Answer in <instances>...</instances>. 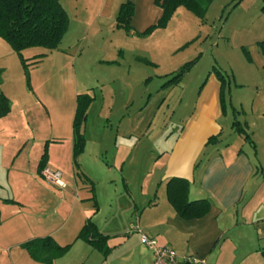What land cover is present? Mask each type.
<instances>
[{"label": "rangeland", "instance_id": "374dc122", "mask_svg": "<svg viewBox=\"0 0 264 264\" xmlns=\"http://www.w3.org/2000/svg\"><path fill=\"white\" fill-rule=\"evenodd\" d=\"M84 1L62 0L70 19L62 45L71 53L44 48L52 51L51 55L25 69L18 53L0 38V94L10 100L15 118L13 123L0 118V264H42L22 244L36 236H70L72 231L71 207L85 190L57 188L38 169L46 141L69 127L63 117L68 106L64 96L74 97V103L79 93L94 98L86 123L89 146L84 164H93L99 178L103 175L97 163L113 167L112 189L119 209L114 223L112 216L104 228L115 232L126 219L127 233H131L130 222L136 223L138 218L131 190L140 196L153 188L151 175L152 184L161 176L159 155L168 146V130L173 129L174 134L179 130L178 111L185 106L181 100L188 103L195 98L214 68L231 77L236 71L235 76L245 86H236L241 81L232 78L231 91L234 88L243 96L250 95L256 89V79L264 75V56L255 39L261 20L252 27L248 21L256 8L254 0H212L203 16L180 6L168 24L149 33L144 31L161 16L143 30L132 21L128 28L117 22V16L114 22L106 20L99 3L84 5ZM245 48L252 61L247 59ZM190 62L192 65L177 79L180 69ZM167 81H171L169 85ZM33 85H39L40 95L47 97L49 104L43 102L50 113L36 98ZM62 144L69 146L68 141ZM80 166L68 156L63 157L60 170L65 176L71 173L83 179L87 171ZM99 190L105 195L108 184L101 183ZM105 209L102 217L109 215ZM119 238L115 236L112 242Z\"/></svg>", "mask_w": 264, "mask_h": 264}, {"label": "crops", "instance_id": "0c3cea01", "mask_svg": "<svg viewBox=\"0 0 264 264\" xmlns=\"http://www.w3.org/2000/svg\"><path fill=\"white\" fill-rule=\"evenodd\" d=\"M124 1L127 0H85L84 5L99 3V6L103 7L100 11L102 16L114 22ZM129 1L135 5L132 23L138 29L143 30L146 25L162 15V8L156 0ZM255 5L256 8L248 21H251L252 27L257 20H261L255 29V39L258 42L264 37L262 0H254ZM176 15L175 13L173 17ZM58 50L65 54L71 53L63 45ZM51 52L44 47L43 49L32 47L23 50L22 53L32 67L39 65L44 58L51 55ZM41 54L44 55L38 58ZM262 70L264 71V64ZM1 71L0 67V76ZM233 73V78L241 81L235 76L236 71ZM0 83L3 84L2 77ZM236 83L245 86L244 81ZM255 83L256 89L248 96L237 95L234 88L231 91V103L240 111L237 119L250 134L255 147L234 128V114L231 107L227 113H223L221 81L215 72H211L200 86L195 98L188 103L185 99L181 100L185 106L182 111H178L179 130L177 134H174L173 129L167 132L165 142L168 146L159 155L163 166L162 174L156 178V182L153 180V184L151 175L153 188L148 192L144 190L140 196L131 190L135 215L138 217L137 223L142 230L156 238L159 244L173 247L180 255L193 254L206 259L207 264H240L247 259L246 264H264V255H261L264 252V75L262 79H256ZM38 87L39 85H33L32 89L36 98L39 102L48 103L47 97L40 95ZM2 91L6 92L5 89ZM62 99L64 105H68L64 107L66 113L63 117L66 123L68 121L69 127L65 126L55 134L56 136L47 140L48 144L47 141L45 143L48 151L47 166L57 170L61 169L63 157L69 156L75 161L73 119L77 101L75 98L74 103V97L71 95H66ZM186 108L188 109L184 111ZM47 110L50 113V109ZM0 118L13 123L15 118L12 108L7 115ZM1 128L3 125H0ZM212 136H217L218 140L210 142ZM66 141L69 142V146L64 148L62 142ZM133 145L132 154L138 143ZM88 146L87 137L84 151L77 157V164L87 171V174L82 171L84 178H78L71 173L65 176L60 170L64 175L65 186L55 185L68 192L79 187L85 190V194L81 196L80 201L75 199L76 202L72 204L69 215L72 217L70 236L54 234L59 244H71L70 249L57 258L54 264H150L154 257L153 251L141 242L140 233H127L129 221L127 225L125 219L124 226L117 230L118 232L104 228L110 217L113 216L112 222L118 214L119 203L115 201L118 196L114 194L115 189H112L115 175L111 173L113 167L108 164L97 163L96 168L100 166L103 178L97 177L93 172V164L87 163L91 167L85 165L84 157ZM96 155L99 156L100 153ZM172 177H184L190 181L191 200L203 198L210 200L211 210L204 217L186 219L177 213L167 196V182ZM123 179L126 187H130L127 177ZM103 182L108 184V192L105 195L99 190V185ZM104 208H107L105 210L109 215L102 217ZM89 218L96 223L103 234L109 236L108 245L111 250L107 255L89 242L77 238ZM118 235H120L118 242H112V238ZM69 237H71L70 241H68Z\"/></svg>", "mask_w": 264, "mask_h": 264}, {"label": "trees", "instance_id": "16d2710c", "mask_svg": "<svg viewBox=\"0 0 264 264\" xmlns=\"http://www.w3.org/2000/svg\"><path fill=\"white\" fill-rule=\"evenodd\" d=\"M156 2L162 8V15L155 24H152L144 31L145 33L151 32L159 25L165 26L168 24V21L180 6L187 7L189 10L203 16L212 0H156ZM261 10L264 12V0H262ZM134 13V3L129 0L124 1L119 8L117 22L120 25L125 24L128 28H131ZM69 20L68 12L62 0H0V38L8 42L13 50L18 53L25 69L28 68L30 63L23 56V50L32 47H44L49 50L60 48L69 28ZM257 44L264 56V37ZM244 50L247 59L252 61L249 49L245 48ZM43 55H39L38 58ZM191 65L192 62L184 65L177 73L176 78H181ZM214 70L221 81L220 95L223 113H227L229 107H231L234 114V128L245 140L252 142L255 147V142L251 139L250 134L237 119L240 111L231 103L233 76L231 77L219 69L214 68ZM170 82L167 81L166 84L169 85ZM93 100L94 98L88 93H79L77 95V106L73 119L74 162L76 164L78 155L84 151L86 145L85 125L88 118V110ZM10 110L8 97L0 94V116L7 115ZM217 140V136H212L209 139L210 142ZM47 158L48 151L46 147L38 167L41 174L47 166ZM92 188H94L93 185ZM189 192L190 181L187 178L172 177L168 180V200L177 213L186 219L204 217L211 210L210 200L207 198L191 200ZM95 205L96 207L98 206L97 203ZM77 238L89 242L96 249L103 252L104 255H107L111 250L108 245L109 236L103 234L91 218L87 219ZM22 245L33 259L44 264H54L55 260L63 256L71 247V244H59L52 235L37 236L27 240Z\"/></svg>", "mask_w": 264, "mask_h": 264}, {"label": "built area", "instance_id": "2783aa9c", "mask_svg": "<svg viewBox=\"0 0 264 264\" xmlns=\"http://www.w3.org/2000/svg\"><path fill=\"white\" fill-rule=\"evenodd\" d=\"M42 174L49 183L65 186L60 170L46 166ZM130 232L140 233L141 242L153 251L154 257L150 264H207L206 259L193 254L180 255L173 247L159 244L158 240L145 233L137 222L130 224Z\"/></svg>", "mask_w": 264, "mask_h": 264}]
</instances>
